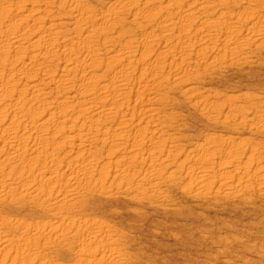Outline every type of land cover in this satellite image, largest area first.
Instances as JSON below:
<instances>
[{"label": "rangeland", "instance_id": "1", "mask_svg": "<svg viewBox=\"0 0 264 264\" xmlns=\"http://www.w3.org/2000/svg\"><path fill=\"white\" fill-rule=\"evenodd\" d=\"M0 264H264V0H0Z\"/></svg>", "mask_w": 264, "mask_h": 264}]
</instances>
